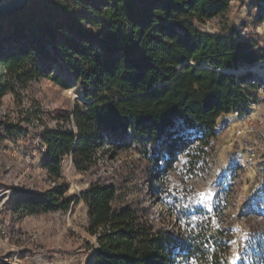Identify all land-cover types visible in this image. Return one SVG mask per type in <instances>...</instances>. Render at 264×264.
Returning a JSON list of instances; mask_svg holds the SVG:
<instances>
[{
    "label": "trees",
    "instance_id": "16d2710c",
    "mask_svg": "<svg viewBox=\"0 0 264 264\" xmlns=\"http://www.w3.org/2000/svg\"><path fill=\"white\" fill-rule=\"evenodd\" d=\"M231 1L32 0L0 16V100L42 79L64 88L74 81L84 91L71 117L41 133L43 168L55 185L16 194L14 210L68 211L79 199L56 182L65 157L89 173L99 169L105 142L134 146L158 182L154 199L148 207H118L116 185L101 180L81 193L86 230L95 237L91 264H230L233 229L223 208L213 218L182 200L171 174L194 178L210 157L219 120L243 116L254 98L252 72L235 71L264 62L261 41L227 25L221 33L199 28L224 17ZM255 4L259 24L264 0ZM0 125L11 135L19 128ZM242 264H264V234Z\"/></svg>",
    "mask_w": 264,
    "mask_h": 264
},
{
    "label": "rangeland",
    "instance_id": "374dc122",
    "mask_svg": "<svg viewBox=\"0 0 264 264\" xmlns=\"http://www.w3.org/2000/svg\"><path fill=\"white\" fill-rule=\"evenodd\" d=\"M255 1L232 0L224 17L201 24L200 30L221 33L227 25L240 30L241 38L255 36L264 47V20L256 24L261 9ZM247 71L252 72L248 82L255 94L247 113L219 120L210 157L194 178L171 174L182 200L204 207L213 218L223 208L233 229L230 264L251 262L259 235L264 234V62L242 66L235 73ZM62 75L67 78L66 73ZM83 96L74 81L64 88L42 79L0 100V122L19 127L11 135L0 125V264H91L95 237L86 230L88 208L81 193L97 180L116 185L118 207L128 203L148 207L154 199L158 182L147 175L134 146L114 149L105 142L98 149V170L81 173L71 156L63 159L62 178L56 182L67 187V196L79 199L68 211L25 214L14 210L16 194L54 186L43 168L46 150L41 133L45 126H57L58 117H71ZM153 208L162 209L160 204Z\"/></svg>",
    "mask_w": 264,
    "mask_h": 264
},
{
    "label": "water",
    "instance_id": "95a60500",
    "mask_svg": "<svg viewBox=\"0 0 264 264\" xmlns=\"http://www.w3.org/2000/svg\"><path fill=\"white\" fill-rule=\"evenodd\" d=\"M32 0H8L0 4V16L10 14L23 8L28 2Z\"/></svg>",
    "mask_w": 264,
    "mask_h": 264
},
{
    "label": "built area",
    "instance_id": "2783aa9c",
    "mask_svg": "<svg viewBox=\"0 0 264 264\" xmlns=\"http://www.w3.org/2000/svg\"><path fill=\"white\" fill-rule=\"evenodd\" d=\"M44 144V143H43ZM44 149L46 150V145L44 144ZM54 185H55V182H54Z\"/></svg>",
    "mask_w": 264,
    "mask_h": 264
}]
</instances>
